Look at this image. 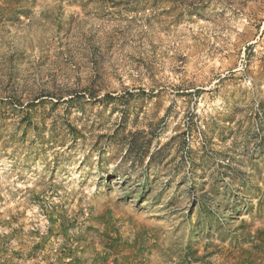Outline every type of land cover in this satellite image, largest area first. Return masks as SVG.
I'll return each mask as SVG.
<instances>
[{
	"label": "rangeland",
	"instance_id": "1",
	"mask_svg": "<svg viewBox=\"0 0 264 264\" xmlns=\"http://www.w3.org/2000/svg\"><path fill=\"white\" fill-rule=\"evenodd\" d=\"M0 264H264V0H0Z\"/></svg>",
	"mask_w": 264,
	"mask_h": 264
}]
</instances>
